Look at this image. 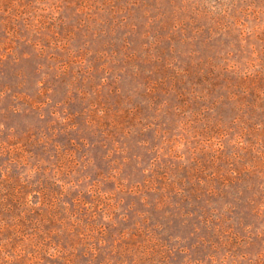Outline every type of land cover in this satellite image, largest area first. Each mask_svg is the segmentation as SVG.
I'll return each mask as SVG.
<instances>
[{
  "label": "rangeland",
  "instance_id": "obj_1",
  "mask_svg": "<svg viewBox=\"0 0 264 264\" xmlns=\"http://www.w3.org/2000/svg\"><path fill=\"white\" fill-rule=\"evenodd\" d=\"M0 264H264V0H0Z\"/></svg>",
  "mask_w": 264,
  "mask_h": 264
}]
</instances>
